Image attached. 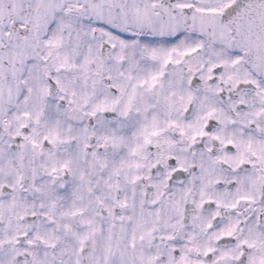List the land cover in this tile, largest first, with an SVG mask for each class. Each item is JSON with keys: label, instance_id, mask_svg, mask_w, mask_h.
<instances>
[{"label": "snow or ice", "instance_id": "1", "mask_svg": "<svg viewBox=\"0 0 264 264\" xmlns=\"http://www.w3.org/2000/svg\"><path fill=\"white\" fill-rule=\"evenodd\" d=\"M0 264H264V0H0Z\"/></svg>", "mask_w": 264, "mask_h": 264}]
</instances>
